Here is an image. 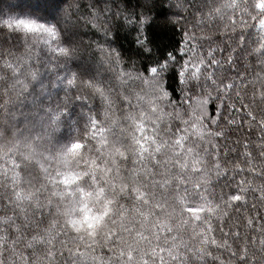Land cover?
Returning a JSON list of instances; mask_svg holds the SVG:
<instances>
[{
  "label": "clouds",
  "instance_id": "1",
  "mask_svg": "<svg viewBox=\"0 0 264 264\" xmlns=\"http://www.w3.org/2000/svg\"><path fill=\"white\" fill-rule=\"evenodd\" d=\"M49 4L0 0V264H264V0Z\"/></svg>",
  "mask_w": 264,
  "mask_h": 264
},
{
  "label": "trees",
  "instance_id": "2",
  "mask_svg": "<svg viewBox=\"0 0 264 264\" xmlns=\"http://www.w3.org/2000/svg\"><path fill=\"white\" fill-rule=\"evenodd\" d=\"M48 4L49 7H51V5L49 4V0H37V4ZM156 39H164L165 36L164 34H154Z\"/></svg>",
  "mask_w": 264,
  "mask_h": 264
},
{
  "label": "snow or ice",
  "instance_id": "3",
  "mask_svg": "<svg viewBox=\"0 0 264 264\" xmlns=\"http://www.w3.org/2000/svg\"><path fill=\"white\" fill-rule=\"evenodd\" d=\"M25 27H28L27 25Z\"/></svg>",
  "mask_w": 264,
  "mask_h": 264
}]
</instances>
